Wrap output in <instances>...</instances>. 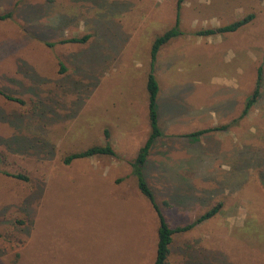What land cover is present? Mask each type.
<instances>
[{
    "label": "rangeland",
    "instance_id": "rangeland-1",
    "mask_svg": "<svg viewBox=\"0 0 264 264\" xmlns=\"http://www.w3.org/2000/svg\"><path fill=\"white\" fill-rule=\"evenodd\" d=\"M179 7L145 171L172 226L223 207L175 235L169 264H264V0H0V88L24 101L0 94V264H154L159 218L131 162L150 132L151 46ZM106 130L116 156L64 163Z\"/></svg>",
    "mask_w": 264,
    "mask_h": 264
},
{
    "label": "trees",
    "instance_id": "trees-1",
    "mask_svg": "<svg viewBox=\"0 0 264 264\" xmlns=\"http://www.w3.org/2000/svg\"><path fill=\"white\" fill-rule=\"evenodd\" d=\"M10 16V14H5L1 17L5 18ZM255 13H249L235 21H232L228 24L218 26V27H210V28H201L196 30L194 33L196 36H213L217 34L230 33L239 30L240 28L251 23L255 18ZM183 30L180 26V7L178 8L177 19L175 24L159 34L155 37L152 46H151V61H150V70L147 78V91H148V120L150 125L149 136L144 143V145L139 149L136 157L131 162L132 173L136 178L138 188L140 192L149 200L153 209L155 210L158 218H159V227L157 234V249H156V259L154 264H169V257L171 255V245L173 244L174 237L176 234L185 233L194 229L196 226L205 222L206 220L217 215L222 207L223 202L220 201L216 205L207 209L204 213L196 217L195 220L186 224V225H178L172 226V224L167 219L165 213L163 212L162 207L158 203L155 192L150 185L147 175H146V165L149 161V156L151 153V149L154 146L155 142L163 135V131L161 129L160 123V115H159V104L158 99L160 95V84L155 74V64L157 61V56L161 50V48L171 42L173 39L183 35ZM88 35L85 36H74L68 39L61 40L62 43H85L88 39ZM263 80V66L258 68V75L256 80V86L253 93L248 98L242 116L248 114L250 108L257 102L261 84ZM0 94H2L5 98L11 101H16L19 103H24L21 98L12 96L7 94L0 88ZM213 129H203L189 134L190 137H197L202 135L203 133L209 132ZM106 141L104 144H96L87 147L86 149L69 153L64 157V163L70 164L75 160L90 158L97 155H106V156H116V150L111 142V135L109 130L105 131ZM8 175H11L8 173ZM13 176L20 179H28L27 176L23 174H14ZM164 205L170 207V204L165 201Z\"/></svg>",
    "mask_w": 264,
    "mask_h": 264
},
{
    "label": "crops",
    "instance_id": "crops-1",
    "mask_svg": "<svg viewBox=\"0 0 264 264\" xmlns=\"http://www.w3.org/2000/svg\"><path fill=\"white\" fill-rule=\"evenodd\" d=\"M158 104H159V99H158Z\"/></svg>",
    "mask_w": 264,
    "mask_h": 264
}]
</instances>
